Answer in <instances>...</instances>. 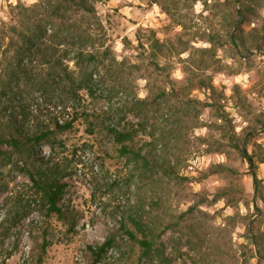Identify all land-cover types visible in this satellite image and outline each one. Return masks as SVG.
Instances as JSON below:
<instances>
[{"label": "rangeland", "instance_id": "1", "mask_svg": "<svg viewBox=\"0 0 264 264\" xmlns=\"http://www.w3.org/2000/svg\"><path fill=\"white\" fill-rule=\"evenodd\" d=\"M87 1L92 13L70 0H0V72L13 70L21 44L10 42L17 35L9 26L22 6L36 3L71 15L92 34L104 65H113L111 74L105 66L95 71L94 96L30 88L22 99H6L0 131L10 113L23 126L50 127L75 110L103 113L110 124L133 117L145 126L143 153L170 160L172 171L119 156L105 131H88L79 118L39 145L34 169L25 166L64 184L60 217L19 156L0 145V264H90L88 246L108 237L115 241L95 264H135L141 248L121 225L135 229L131 217L154 237L141 264H264V45L252 44L264 39V0H169L167 12L152 0ZM42 24L61 27L56 18ZM153 37L163 48L156 57ZM154 96L159 106L145 118L139 101ZM247 131L255 183L226 137Z\"/></svg>", "mask_w": 264, "mask_h": 264}, {"label": "trees", "instance_id": "2", "mask_svg": "<svg viewBox=\"0 0 264 264\" xmlns=\"http://www.w3.org/2000/svg\"><path fill=\"white\" fill-rule=\"evenodd\" d=\"M75 6H80L88 13L93 12V6L87 0H70ZM157 4L168 7L169 0H152ZM48 3H50L48 1ZM15 4L14 7H17ZM164 10L167 9L165 8ZM44 18H56L59 20L61 27H47L42 24ZM15 21L9 26V30L17 35L14 40L10 37V42L13 44H21L17 47V55L15 57V67L13 70H8L5 67L0 72V108L6 110V99H22L25 91L30 88H36L41 92L47 89L56 91L61 90L68 98H77L79 90H85L90 96H94L96 87V74L100 66H105L111 74L112 64L104 65L102 54L97 51L93 44L92 34L88 29L77 25L78 22L71 15L60 11L58 8L49 9L48 6L43 7L41 3H36L33 6H22L14 17ZM230 37V34H229ZM149 47L151 48L152 57H156L159 52H162V44L158 43L156 38H152ZM256 48H262L264 45L263 38H256L252 41ZM64 44L65 48L59 49L60 45ZM244 43H242L243 45ZM95 48V49H93ZM167 48V47H166ZM71 53V56L69 54ZM37 64L33 65L32 62ZM69 61H72V66H69ZM156 65L155 61H152ZM164 70V67H160ZM13 85V86H10ZM160 96H154L148 101L140 100L138 108L142 110L143 116L146 118L149 114L157 110ZM74 107V106H73ZM75 110V109H74ZM137 112L138 109H134ZM133 112V111H130ZM135 113H133L134 115ZM24 116H27L24 114ZM135 116V115H134ZM82 118L86 123V129L93 132L95 128H101L105 131L112 142L116 144V150L119 156L131 157L134 160H140L144 167L153 169L155 172L160 170L163 173L172 171L170 160L159 163V159L155 154L143 153V149L139 146L138 135L144 129L142 121H136L133 117H119L116 123H107L103 113L84 112L80 113L73 111L71 119L59 123L57 120L53 122V126L48 124L33 123L29 126H23L15 121V117L10 113L7 123L0 131V145L8 147L11 152L19 156L22 161V166L32 181V186L35 191L41 194V197L47 203V209L54 212L57 216H62L64 213L58 205L59 196L64 186L57 178L45 177L42 171H31L27 168H35L34 162L38 160L39 145L43 143H51L52 138L56 133L64 130H70L73 127V122ZM264 132V127L261 129ZM230 146L235 149L240 156L246 160L249 176L253 182H257V159L254 153L247 150V145L253 142L254 133L247 131L242 138L235 134H227ZM5 151L0 148V154ZM167 162V163H166ZM25 166H28L27 168ZM10 212H7L9 215ZM24 214L18 215L22 218ZM132 226H124V231L127 234L132 245H139L141 253L137 257L135 264H141L142 258L148 254L154 244V237L146 234L142 229V225L136 218H130ZM143 230L144 235L140 237L137 232ZM115 241V237H108L102 244L96 248L88 246L92 255L90 264H95L102 261V254ZM45 245V243H44Z\"/></svg>", "mask_w": 264, "mask_h": 264}]
</instances>
